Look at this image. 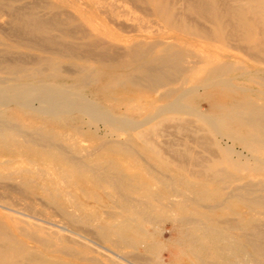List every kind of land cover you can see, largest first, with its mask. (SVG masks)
Listing matches in <instances>:
<instances>
[{"label":"bare ground","instance_id":"1","mask_svg":"<svg viewBox=\"0 0 264 264\" xmlns=\"http://www.w3.org/2000/svg\"><path fill=\"white\" fill-rule=\"evenodd\" d=\"M183 1L179 10L177 0H85V7L74 5L77 14L66 12L65 0L45 1L48 16L15 17L35 35L56 30L60 38L80 39L73 46L43 38L41 46L54 48L56 55L74 52L96 65L60 66L39 57L5 61L10 74L0 77V240L19 252L0 248V264L6 253L33 255L35 264H168L165 256L174 251L177 264H239L241 259L264 264V251L251 249L260 234L248 214L264 205L246 196L242 200L240 186L264 181V0H247L248 5L244 0ZM101 16L110 25L81 22ZM238 34L259 60L242 53L245 47L238 46L240 51L228 44ZM212 90L226 98L211 103ZM195 102H207L215 111L207 114ZM143 107L146 113L137 112L136 119L126 112ZM15 115L37 118L40 126L11 128L2 120ZM186 115L197 119L202 128L196 129L205 130L211 144H218L211 135L231 140L217 146L210 166L185 163L151 142L148 130L155 126L156 131L155 119L165 124ZM75 119L138 132L155 146V159L142 158L120 141L101 140L90 129L82 131L73 125ZM54 123L60 128H43ZM59 179L64 186H56ZM174 180L183 191L171 187ZM226 181L238 190L226 196L232 199L227 205L213 194L225 193ZM158 221L168 222L172 240L161 239Z\"/></svg>","mask_w":264,"mask_h":264},{"label":"rangeland","instance_id":"2","mask_svg":"<svg viewBox=\"0 0 264 264\" xmlns=\"http://www.w3.org/2000/svg\"><path fill=\"white\" fill-rule=\"evenodd\" d=\"M40 1H42V3ZM45 1L51 2L53 4H58V2H59V0H0V77L1 78L2 77L7 78V73L10 74V67L5 66V61H6V59L13 57V56L14 57H22L21 59H23V60L25 57H34V58L39 57L42 59H46V58L47 59H53L60 66H71V65L72 66H76V65L78 66V65H81V66L88 67V66H95L96 65L94 62L87 61L74 52L61 51V54L56 55L53 52L55 50L54 48H51V47L45 48V47L41 46L42 45L41 41L43 38H49L50 37V38H53L56 40H62L63 44L73 45V46H75V45L79 46V44L81 43L80 39H78V38L76 39L75 37L60 38V34L56 30H50V31H47V33L35 35L36 32H34V31L29 32L28 31V29H29L28 25L21 23L20 21L15 19V17L24 18V16H26V14H28V13L29 14L33 13L34 15H37L40 17L48 16V14H49L48 11L46 9H44V7L42 5V4H44ZM65 1L67 2V6H66L65 10L69 14H77L76 11H74V9H73V7L75 8V6H81V7L86 6L84 4L85 0H65ZM34 2L36 4V6H33ZM248 2L250 3V1L244 0L243 4L247 3V5H248L249 4ZM124 5L126 8H129L128 4H124ZM176 7L179 10L182 8L184 9L185 2L183 0H177ZM81 22H83V24H87V26L88 25H94V26L100 27V25H107V26L110 25L106 21V19H104V17H102V16L101 17H94L91 20L88 19V21L82 20ZM206 30L208 31V29H206ZM119 34L125 35V33H123V32H119ZM238 35L239 36H236V37H232V38L230 37L231 41L229 40L228 44L231 47H236V48H238V46H239V47H241L240 49L245 47L244 49H242L244 51H241L239 48L238 49L242 53L245 52V54L250 53L252 55L254 53L253 54L254 59L259 58L260 54H258L256 52V50H254V52H253V49H249L247 47L248 43L244 42L241 39L240 34H238ZM108 39H109V37H105V40L108 41ZM211 39H214V38L212 37ZM44 44L48 45V43H44ZM5 48L8 50L7 51L8 53H5V51H4ZM249 57H251V56H249ZM259 59H257V60H259ZM261 76H263V73L261 74ZM200 92H202V89L200 90ZM210 93H211L210 96L212 98V100H210L211 103L216 99L218 101H220V100H222V99L224 100L226 98V96L224 94H221L216 90H212V91H210ZM136 103L139 104L140 102H136ZM206 103L201 102V105L198 106V103L195 102L194 105L197 106L198 108H200L201 110H204V112L207 114L213 113L215 111V109L208 106ZM144 108L145 107H143L142 109H134V110L133 109L132 110L126 109V112L131 113L132 115H134L133 117L135 118L137 112H139L141 114L146 113V110H144ZM7 110L9 113L12 114L13 106L11 105L10 108H8ZM114 110L116 112L120 111L119 107H116ZM121 110L123 111L124 109L121 108ZM13 117H14L15 121L11 120V119L8 120L6 118H3L2 120L8 121V123L11 124V125L9 124L10 127L13 125L11 128H39V126H40L39 125L40 123H38L39 120L37 118L30 117V116H22V115H17V116L15 115ZM175 117L176 118L170 120V122L168 121L169 125H168V122L165 121V124L167 123L166 124L167 126L164 124V122L163 123L160 122V121H162L161 118L157 119V120L155 119V121L158 122V124L157 123L153 124V125L157 124L156 125V128H157L156 131H153V129H155V126H153V128H150L148 130V133L150 134L149 137L154 138V140H151V142H153L154 145L156 143L158 145L159 150L168 151V152L171 151V153H173L177 157H179V158L182 157V159L185 161V163L192 162V163H195L199 166L203 165V164H207V166H210L211 165L210 163L216 157L217 148H218L217 146L219 145V146L223 147L226 144H231L230 139H226L225 137L219 138L218 135H211L210 134L211 136H213L215 138V140L218 143V144H211L212 141L209 139V135H208V138L206 136L207 132L205 130H197L196 129L197 127L202 128L198 124V121L196 118L193 119L189 115L175 116ZM181 118H183L184 120L187 119L186 120L187 122H184ZM176 120H178L181 123V126L179 125L180 124L179 122L176 123ZM155 121H153V122H155ZM172 121H173V123H172ZM182 121L185 123L184 125H182L183 124ZM40 122H42V120ZM174 122H175L176 126L174 125ZM190 122H192V124ZM172 124L175 128H173V126L171 127ZM73 125L78 126V128H81L82 131H86L89 129L91 131H94L101 138V140L109 141V142L110 141H120L122 144H124L125 146H127L129 148L137 149V150H139V153H140L139 156H141L144 159H148V160H154L155 159V157H154L155 153L152 152V150L154 151V149H155L154 147L156 145L152 146L153 144H148L147 142H144L143 138L139 134H137L138 132L136 133L133 130L121 132V131H116L113 129L111 130L110 128L103 127L102 125L88 126L87 124H85L81 120H77V119L73 120ZM161 126L163 127V129ZM49 127L50 128H60L59 125L55 124V123L48 126V127H43V128H49ZM170 127L172 128V130ZM181 127H182V129H180ZM5 128H8V126L6 125ZM116 128H118V127H116ZM169 131L171 134L168 133ZM37 133L38 132H35L32 134L34 136H36L37 139H39L40 143H44L45 140L41 137L40 134L38 135ZM152 133H155V134H152ZM175 137L177 138V140H175ZM162 139H164V140H162ZM191 140L193 142L195 141L194 144H193V142H191ZM209 140L211 143L209 142ZM80 141H82V140H80ZM163 142H164V144H163ZM87 143H89V142H87ZM167 143H168V145H167ZM179 144H181V145H179ZM213 148H214V150H213ZM234 148L238 151H241V153H242L241 155H243V156L246 155V151L244 149H242V147H240V145L236 144V145H234ZM211 150H213L215 152V154H212L214 152ZM195 151H196V153H195ZM210 152H212V153H210ZM192 153H193V155H192ZM211 154L213 156H211ZM22 166H26V165L25 164H19L18 168H20ZM193 166H194V164H193ZM40 167H42V166H40ZM206 171L210 175L214 174V172H212V171H214V169H210V170L208 169ZM172 175H173V177L176 176L177 175L176 171H172ZM260 177H262V176H260ZM174 179H176V178H174ZM174 181L171 182V187L173 189L178 187L179 190L183 191L181 182L178 180H174ZM64 183H66V181L63 182L62 179H59L56 186L57 187L58 186L59 187L64 186ZM176 183H177V185H176ZM174 184H175V187H174ZM247 184H248L247 186H246V184H244V185L242 183L240 184V186H242L241 193L244 196V197H241V199L246 201L247 198H250L251 201H258L259 203H262L264 205V189H263L264 181H258V180L254 179V180L250 181V184L249 183H247ZM222 185L224 187V190H222V191H225V193L221 192L220 190L217 189V191L213 192V194L216 196H219L218 197L219 200H221L223 202H224V200H226L225 205H227L229 203V201H232V199H227L226 196H228L230 193H236L237 194L238 190H237L236 185H234V184L229 185L228 181L223 182ZM244 186L247 187V190L245 189ZM191 189L189 191L185 190L186 191L185 193L188 194L189 192H191ZM245 190L248 191L246 194H245ZM245 196L247 198H245ZM89 205L92 206V203L89 202ZM93 208H96V207H93ZM98 208L101 210V212H106V210H107L106 206H101ZM65 209H66V212H68V214L71 215V217H74V215H73V214H75V213H73L74 208L70 204L66 203ZM57 214L58 213H56V215ZM248 214L252 220L251 225L257 226V227H255V230L256 231L258 230V232L260 234L259 239L257 240V242H259V244L256 242V246H254V248L252 246L251 249H255L253 251H259V252H260V249L264 251V206L253 207ZM225 217L234 219V218H237L238 215L236 213H227L225 215ZM168 227H169L168 222H165V221H163V222L158 221L157 222V229L158 230L162 229L164 231L162 236H161V239L165 240L166 242L172 240V238H174V236H175L174 234H172L170 231L167 230ZM0 242H1L0 248L7 249V251H9V252H12L13 250L14 251L17 250V252H19L18 247L12 246V244H10L7 240L2 239V240H0ZM2 243H4V244H2ZM221 244H223V243H221ZM259 247H260V249H259ZM4 249H3V251L6 252V250H4ZM14 251H13V253H15ZM23 254H25V253H23ZM23 254H21L23 258L22 257L19 258L18 255L16 257L15 256L11 257L10 254L6 253L3 256L4 258L1 259V261H3L4 264H35L37 262L39 263V261H37L35 256L32 257L33 255H28V254L27 255L25 254V256H24ZM169 254L172 256V259H171V257L169 258ZM250 257L255 259V260H258V259L260 261L262 260V258L259 256V254L257 255V254L251 253ZM19 259H21V260H19ZM34 259H36V260H34ZM165 259H166V262L168 264H177L180 261L179 254L177 251L166 254ZM238 262H239V264H244V263L249 264L248 260L246 261L244 259H241Z\"/></svg>","mask_w":264,"mask_h":264}]
</instances>
